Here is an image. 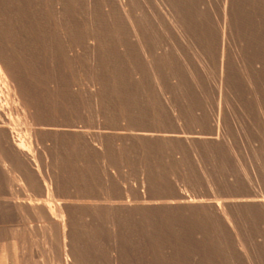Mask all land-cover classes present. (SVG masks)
<instances>
[{
	"label": "rangeland",
	"instance_id": "rangeland-1",
	"mask_svg": "<svg viewBox=\"0 0 264 264\" xmlns=\"http://www.w3.org/2000/svg\"><path fill=\"white\" fill-rule=\"evenodd\" d=\"M0 45L73 264H264V0H0ZM28 231L19 264H67Z\"/></svg>",
	"mask_w": 264,
	"mask_h": 264
},
{
	"label": "bare ground",
	"instance_id": "bare-ground-1",
	"mask_svg": "<svg viewBox=\"0 0 264 264\" xmlns=\"http://www.w3.org/2000/svg\"><path fill=\"white\" fill-rule=\"evenodd\" d=\"M3 63L0 64V242L12 243L14 247L8 249V254L0 256V264H14V261L19 264L29 255L31 250L25 245L32 242L33 238L28 230L34 231L36 226L46 235L45 237L49 236L52 242L60 244V253L66 263L73 264L71 259L74 258L76 242L73 232L76 223L74 210L79 208L80 198L75 197L78 199L76 201L68 200L67 195L61 190L63 187L61 181H53L49 177L50 166L43 160L40 152L38 155L41 159L37 162V149H34L35 141L31 137L34 118L27 112L29 111L27 106V110L22 107L23 105L19 106V103L24 101L19 94L22 88ZM4 91L7 93L6 96ZM14 102L18 105L16 112L22 114L29 136H21L22 132L18 133L9 117V112H12L9 103ZM37 146L35 148H38ZM28 223L34 224H29L31 228L28 229L26 228ZM74 254L76 255V252ZM75 257L77 259V256Z\"/></svg>",
	"mask_w": 264,
	"mask_h": 264
}]
</instances>
